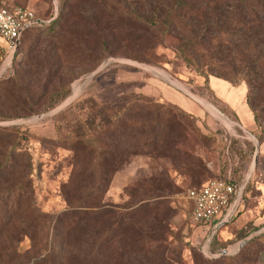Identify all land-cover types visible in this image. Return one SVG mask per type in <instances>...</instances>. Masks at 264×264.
<instances>
[{
  "label": "rangeland",
  "instance_id": "374dc122",
  "mask_svg": "<svg viewBox=\"0 0 264 264\" xmlns=\"http://www.w3.org/2000/svg\"><path fill=\"white\" fill-rule=\"evenodd\" d=\"M0 6L45 22L58 13L57 0ZM43 34L32 31L0 77V264H264V123L252 128L246 82L203 75L169 40L118 37L111 56L56 67ZM5 47L0 36L8 60ZM61 89L68 94L54 104ZM257 151L245 210L209 241L191 222L186 191L246 178ZM118 235L127 258L114 252Z\"/></svg>",
  "mask_w": 264,
  "mask_h": 264
},
{
  "label": "trees",
  "instance_id": "16d2710c",
  "mask_svg": "<svg viewBox=\"0 0 264 264\" xmlns=\"http://www.w3.org/2000/svg\"><path fill=\"white\" fill-rule=\"evenodd\" d=\"M57 2L58 13L55 18L51 15L49 22L42 21L22 31L15 61H18L28 35L34 30H40L46 36L52 37L46 55L56 67L76 62L75 60L82 56L97 55L99 60L111 56L109 47L118 37L137 38L151 45L153 41L157 45H165L169 40L173 42L178 58L188 66L198 69L203 75L214 74L234 86L245 81L246 103L252 111L255 125L262 127L264 0H57ZM27 59V65L35 64L31 57L28 56ZM14 70L12 68L9 71L13 73ZM67 94L68 91L62 89L56 91L53 95H60V98L54 104L63 100ZM219 106L222 112L237 118L236 114L221 102ZM6 119L8 117L0 116V120ZM233 180L240 184L243 177ZM251 182L249 180L244 188L238 215L246 208L247 192ZM49 224L51 225L50 219ZM84 224L87 225V222ZM56 225H59V221H56ZM118 236L120 239L114 238V252L116 251L121 259L127 258L123 237ZM106 237L95 243L98 251L102 248L108 249L109 239ZM230 242L231 239H227L222 243V248L227 247ZM159 260L144 264H158Z\"/></svg>",
  "mask_w": 264,
  "mask_h": 264
},
{
  "label": "built area",
  "instance_id": "2783aa9c",
  "mask_svg": "<svg viewBox=\"0 0 264 264\" xmlns=\"http://www.w3.org/2000/svg\"><path fill=\"white\" fill-rule=\"evenodd\" d=\"M41 22L42 20L27 8L0 6V36L6 41L5 52L12 51L24 26L29 27ZM0 63L2 65L0 77H2L10 66H7V59L4 60L2 56ZM247 183L246 178L237 184L231 176H227L225 179L215 178L200 187L188 189L185 197L192 203L191 222L208 231L211 238L221 226L230 223L238 216Z\"/></svg>",
  "mask_w": 264,
  "mask_h": 264
},
{
  "label": "water",
  "instance_id": "95a60500",
  "mask_svg": "<svg viewBox=\"0 0 264 264\" xmlns=\"http://www.w3.org/2000/svg\"><path fill=\"white\" fill-rule=\"evenodd\" d=\"M56 15H57V13L55 14V16H56ZM55 16H54L53 18H55ZM53 18H52V19H53ZM26 27H27V25L24 26V27L20 30L19 36L17 37V40H16V44H15L14 48L12 49L11 54H10L8 60H7V65H8V66H11V64H12V61H13V59H14V57H15V54H16L17 49H18V46H19L20 35H21L22 31H23ZM40 117H41V116H40ZM257 154H258V151L256 152V157H255V159H254V161H253V163H252V166H251V168H250V170H249V173H248V175H247V177H246V181H247V182L250 180L251 175H252V173L254 172V169H255V167H256V165H257ZM209 240H210V237H209ZM246 242H247V240H244L243 242H241V244L239 245V248H242L243 245H244ZM222 254H228V251H227L226 249H224V250L222 251Z\"/></svg>",
  "mask_w": 264,
  "mask_h": 264
},
{
  "label": "crops",
  "instance_id": "0c3cea01",
  "mask_svg": "<svg viewBox=\"0 0 264 264\" xmlns=\"http://www.w3.org/2000/svg\"><path fill=\"white\" fill-rule=\"evenodd\" d=\"M215 78H218V77H215ZM218 79H221V78H218ZM221 80H223V79H221ZM226 81V80H225ZM228 82V81H227ZM230 83V82H229ZM231 84V83H230ZM246 92H247V90H246ZM222 104H224L223 102H222ZM225 105V104H224ZM225 106H227V105H225ZM230 110H232L229 106H227ZM233 111V110H232ZM234 112V111H233ZM252 112V111H251ZM252 116H253V114H252ZM224 121V120H223ZM255 125V121H254V118H253V125H252V128H253V126ZM257 223H262V224H264V216H262L258 221H257ZM226 227H224V228H228L227 227V225H225ZM224 228H222V230L224 229ZM220 230V229H219ZM227 231V230H226ZM259 232H261V233H264V227H262V228H260L259 230H258ZM206 230H203L202 229V232H200V234L203 236L204 234H206ZM219 232V231H218ZM223 234H226V232L223 230ZM227 239H230L229 237H227L226 239H225V241L227 240ZM217 247H221V249H224V248H222V243H220V245L219 246H217Z\"/></svg>",
  "mask_w": 264,
  "mask_h": 264
},
{
  "label": "bare ground",
  "instance_id": "6f19581e",
  "mask_svg": "<svg viewBox=\"0 0 264 264\" xmlns=\"http://www.w3.org/2000/svg\"><path fill=\"white\" fill-rule=\"evenodd\" d=\"M174 84L178 86V83H177V82H174ZM218 116H219V115H218ZM221 119L224 120V118H222V117H221Z\"/></svg>",
  "mask_w": 264,
  "mask_h": 264
}]
</instances>
